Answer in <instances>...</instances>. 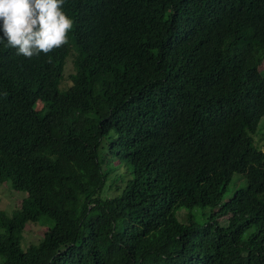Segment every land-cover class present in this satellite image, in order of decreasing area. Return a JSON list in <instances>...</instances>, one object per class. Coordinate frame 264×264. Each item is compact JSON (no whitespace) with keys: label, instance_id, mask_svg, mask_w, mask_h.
<instances>
[{"label":"trees","instance_id":"obj_1","mask_svg":"<svg viewBox=\"0 0 264 264\" xmlns=\"http://www.w3.org/2000/svg\"><path fill=\"white\" fill-rule=\"evenodd\" d=\"M64 11L48 55L0 43V184L25 194L0 210V264H264V0ZM29 223L46 230L23 249Z\"/></svg>","mask_w":264,"mask_h":264},{"label":"clouds","instance_id":"obj_2","mask_svg":"<svg viewBox=\"0 0 264 264\" xmlns=\"http://www.w3.org/2000/svg\"><path fill=\"white\" fill-rule=\"evenodd\" d=\"M65 0H0V43L27 59L63 47L75 21Z\"/></svg>","mask_w":264,"mask_h":264},{"label":"rangeland","instance_id":"obj_3","mask_svg":"<svg viewBox=\"0 0 264 264\" xmlns=\"http://www.w3.org/2000/svg\"><path fill=\"white\" fill-rule=\"evenodd\" d=\"M264 68V65H263ZM73 65L70 60H67L66 66H65V73H64V82L62 83L63 87H66L69 85V80L68 76L73 73ZM253 143L254 146L257 149H260L264 151V118H262L259 122L258 128L256 133L253 135ZM106 144L103 142L102 148L99 149L98 152V157L99 160L102 161V168L103 169H112V171L116 174L115 177L118 176V179H120L121 175H125V170H127L126 166L124 164H121V166H118V163L113 160L109 155H107V151L105 149ZM130 177V174H128L127 178ZM121 178L125 179V177ZM235 179V176L233 177V180L231 184L229 185V191L225 195V199L230 197V195L233 192V181ZM238 185L244 186L245 183L240 182ZM25 194L17 192L13 190L8 184L2 183L0 184V210H3L6 212L8 215H11V213L18 209L20 206V202L22 201L23 197ZM109 196L107 189L105 188L102 193L101 197L102 198H107ZM222 222V221H221ZM224 224V222H222ZM46 230V227L44 225H40L38 223L36 224H31L29 223L24 232H23V238H22V248L27 249L30 245H35L37 244L42 236L44 231Z\"/></svg>","mask_w":264,"mask_h":264}]
</instances>
